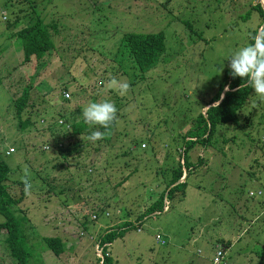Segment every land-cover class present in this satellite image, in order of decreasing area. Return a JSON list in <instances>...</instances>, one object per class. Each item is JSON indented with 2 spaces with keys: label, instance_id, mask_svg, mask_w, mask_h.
Returning a JSON list of instances; mask_svg holds the SVG:
<instances>
[{
  "label": "rangeland",
  "instance_id": "1",
  "mask_svg": "<svg viewBox=\"0 0 264 264\" xmlns=\"http://www.w3.org/2000/svg\"><path fill=\"white\" fill-rule=\"evenodd\" d=\"M255 4L264 0H0V155L29 264H97L98 238L125 222L107 245L111 264H212L226 241L219 264H264V75L237 125L188 152L196 166L184 195L137 221L182 162V138L224 72L251 50ZM35 18L50 26L53 49L23 64L21 45L9 42ZM159 32L165 56L155 67L142 74L129 59L117 63L124 34ZM26 87L21 120L31 125L22 130L13 101ZM108 113L106 133L64 128ZM43 238L64 252L54 256ZM2 240L0 264H17Z\"/></svg>",
  "mask_w": 264,
  "mask_h": 264
},
{
  "label": "trees",
  "instance_id": "2",
  "mask_svg": "<svg viewBox=\"0 0 264 264\" xmlns=\"http://www.w3.org/2000/svg\"><path fill=\"white\" fill-rule=\"evenodd\" d=\"M251 9L258 12L259 18L257 28L252 31L249 37L248 43L251 46V50L242 62L224 72L216 93L204 106V109L209 105H212V107L208 108L206 112L197 114L193 120L192 127L189 128L182 138V162L179 161L178 166L172 170L171 178L165 189L143 215L137 218V221H142L149 215L161 212L164 209L163 203L172 199L177 193H180L181 196L184 195L185 180L188 177V173L196 166L189 161L188 152L195 146L209 147L211 139L218 128L227 125H237L238 115L252 95L254 85L261 83L263 80H261V76L264 75V26L260 31L256 46L255 40L259 29L264 24V10L261 8V4H255ZM20 19V17H16L12 23H7V29L16 25ZM185 25L190 29L189 24L186 23ZM49 28L50 26L45 25L42 20L35 18L34 22L31 20L25 27L18 29L13 34V37L20 41L22 51L21 63L27 64L31 61V58L41 60L48 54H51L53 45L48 31ZM190 31L194 33L191 29ZM164 56V35L161 32L155 34L126 33L122 36L119 47L115 52L116 61L119 65H122L125 60L129 59L142 74L155 67ZM225 88L228 91L220 100ZM29 91L30 87L24 88L20 96L13 101L18 124L22 130L27 129L31 125L29 119L21 120V115L27 108ZM62 99L67 102L66 99ZM86 123L91 126L94 125L100 132L106 133L108 129L114 127V118L112 117V113H108L99 120H86L84 123L67 125L64 128L65 130L70 129L72 133L79 134L86 129ZM60 125H64L63 122ZM56 150L59 155L67 151L60 144L56 146ZM201 160V158H198L197 165ZM183 170H185L184 173ZM11 174V169L2 160L0 155V216L4 219V222L0 223V235L4 234V240L2 241L7 245L13 257L12 259L17 264H29L28 260L32 256V252L25 244V236L21 232L20 222L14 219L15 217L10 211V207L17 203V200H14L9 194L6 186ZM183 176L185 178L179 183ZM130 226L131 223L125 222L113 228V230L106 231L105 234L98 238L101 258H97V264H111L110 257L107 254V245L111 244L114 239L122 237L126 228ZM42 243L45 249L56 257L64 252V245L57 238H43Z\"/></svg>",
  "mask_w": 264,
  "mask_h": 264
},
{
  "label": "built area",
  "instance_id": "3",
  "mask_svg": "<svg viewBox=\"0 0 264 264\" xmlns=\"http://www.w3.org/2000/svg\"><path fill=\"white\" fill-rule=\"evenodd\" d=\"M64 99H69V95L67 93L62 94ZM59 124H62V122L60 121ZM263 140H264V136H263ZM47 149V148H44ZM12 152V151H10ZM8 155V153L6 154ZM160 237L157 235V237L155 236V240L158 241L161 245H163V242H160ZM223 259V252L220 248H218L215 252V255L213 257L212 263L213 264H219Z\"/></svg>",
  "mask_w": 264,
  "mask_h": 264
},
{
  "label": "water",
  "instance_id": "4",
  "mask_svg": "<svg viewBox=\"0 0 264 264\" xmlns=\"http://www.w3.org/2000/svg\"><path fill=\"white\" fill-rule=\"evenodd\" d=\"M261 8L264 10V4H261ZM263 26H264V24L261 26V28L259 29V31H258V33H257L256 40H255V46L257 45V42H258V39H259V36H260V31H261V29H262ZM227 91H228L227 88H225V89L223 90L220 100L224 97V95H225V93H226ZM217 104H218V103H217ZM210 107H212V105H209V106L205 107L204 112H206L207 109L210 108ZM184 178H185V177H182V179L179 181V183L182 182Z\"/></svg>",
  "mask_w": 264,
  "mask_h": 264
},
{
  "label": "crops",
  "instance_id": "5",
  "mask_svg": "<svg viewBox=\"0 0 264 264\" xmlns=\"http://www.w3.org/2000/svg\"><path fill=\"white\" fill-rule=\"evenodd\" d=\"M17 45H19L20 46V41H18V40H15V41H12V42H9V46L10 47H16ZM251 195V194H250ZM249 195V196H250ZM224 244H225V252L224 253H226V251H227V248L230 246V243L229 242H224Z\"/></svg>",
  "mask_w": 264,
  "mask_h": 264
},
{
  "label": "clouds",
  "instance_id": "6",
  "mask_svg": "<svg viewBox=\"0 0 264 264\" xmlns=\"http://www.w3.org/2000/svg\"><path fill=\"white\" fill-rule=\"evenodd\" d=\"M6 154H7V153H6ZM249 195H250V194H249ZM250 196H252V194H251ZM165 203H166V202H165ZM163 208H164V207H163ZM164 209H165V208H164ZM164 209H163V211H165ZM218 248H219V247H218ZM218 248H217V249H218ZM217 249H216V250H217ZM220 249H221V248H220ZM222 252H223V251H222ZM214 255H215V254H214ZM223 256H224V253H223ZM213 257H214V256H213ZM212 260H213V259H212ZM212 264H213V263H212Z\"/></svg>",
  "mask_w": 264,
  "mask_h": 264
}]
</instances>
